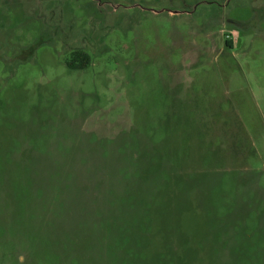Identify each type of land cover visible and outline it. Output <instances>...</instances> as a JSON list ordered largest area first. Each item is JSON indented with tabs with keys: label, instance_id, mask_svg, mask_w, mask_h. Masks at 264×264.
<instances>
[{
	"label": "rangeland",
	"instance_id": "1",
	"mask_svg": "<svg viewBox=\"0 0 264 264\" xmlns=\"http://www.w3.org/2000/svg\"><path fill=\"white\" fill-rule=\"evenodd\" d=\"M0 264H264V0H0Z\"/></svg>",
	"mask_w": 264,
	"mask_h": 264
},
{
	"label": "trees",
	"instance_id": "2",
	"mask_svg": "<svg viewBox=\"0 0 264 264\" xmlns=\"http://www.w3.org/2000/svg\"><path fill=\"white\" fill-rule=\"evenodd\" d=\"M227 45H231V42L226 41ZM90 62V58L87 55H82L77 51L71 57L66 64L69 69H84Z\"/></svg>",
	"mask_w": 264,
	"mask_h": 264
},
{
	"label": "flooded vegetation",
	"instance_id": "3",
	"mask_svg": "<svg viewBox=\"0 0 264 264\" xmlns=\"http://www.w3.org/2000/svg\"><path fill=\"white\" fill-rule=\"evenodd\" d=\"M231 48V47H230ZM77 51H79V53H81L82 55H87L88 57H89V55H88V53L87 52H85V51H81V50H74V51H72V52H70V54H71V56L74 54V53H76ZM70 56V57H71ZM90 58V57H89ZM69 60H70V58H69ZM68 63V61L66 62V64ZM67 66V65H66Z\"/></svg>",
	"mask_w": 264,
	"mask_h": 264
}]
</instances>
